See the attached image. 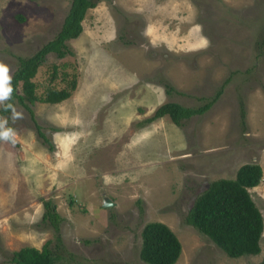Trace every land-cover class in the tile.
Here are the masks:
<instances>
[{"label": "rangeland", "instance_id": "374dc122", "mask_svg": "<svg viewBox=\"0 0 264 264\" xmlns=\"http://www.w3.org/2000/svg\"><path fill=\"white\" fill-rule=\"evenodd\" d=\"M70 1L0 0V62L9 76L18 56L53 38ZM82 26L68 41L75 55L56 60L76 63L74 94L33 106L48 140L18 103L0 118L15 133L0 141V264H13L14 250L41 248L53 238L41 221V199H51L64 219L57 264H147L139 249L149 221L163 222L177 235L182 248L175 264L259 262L264 136L252 131L247 103L256 93L264 96V46L259 52L256 42L264 31V0H98ZM227 78L218 102L184 128L169 117L143 122L164 102L201 104L200 97L212 96ZM223 107L229 120L219 123ZM13 109L19 118L13 119ZM218 123L221 132L227 124L221 140L212 128ZM251 162L263 173L248 189L263 217L261 252L233 258L184 218L208 182L234 178ZM104 197L113 204L103 206Z\"/></svg>", "mask_w": 264, "mask_h": 264}, {"label": "trees", "instance_id": "16d2710c", "mask_svg": "<svg viewBox=\"0 0 264 264\" xmlns=\"http://www.w3.org/2000/svg\"><path fill=\"white\" fill-rule=\"evenodd\" d=\"M98 0H71L61 26L53 38L44 42L29 56H18L16 68L11 73L10 99L0 107V118L9 115L18 103L30 114L37 134L47 141L40 125L34 118L35 103L57 104L70 98L78 85L79 72L75 62L56 60L74 56L68 44L77 38L82 30V21L88 9L94 8ZM19 20L24 17L19 15ZM258 51L264 46V31L259 35ZM53 55L55 60L48 61ZM247 70V72H249ZM228 78L212 96L200 97L202 103L189 107L175 101L164 102L143 122L148 124L160 118L169 117L178 127L195 116H203L218 102ZM172 87L167 84V93ZM238 114L241 129L246 127L244 100L238 98ZM12 107L8 108L7 105ZM165 114H168L165 116ZM164 115V116H163ZM1 141V139H0ZM262 168L256 162L241 165L234 178H218L207 183L197 193L184 218L186 224L206 235L229 257L257 255L261 252L260 240L263 232L262 214L252 199L249 188L255 187L262 179ZM43 213L41 221L53 231V238L46 240L41 248L23 246L10 253L13 264H57L61 260L63 242L60 225L64 220L51 199H41ZM72 200L69 204L72 205ZM139 258L147 264H175L181 254V242L174 231L160 221H149L141 229ZM255 264H264V256Z\"/></svg>", "mask_w": 264, "mask_h": 264}, {"label": "crops", "instance_id": "0c3cea01", "mask_svg": "<svg viewBox=\"0 0 264 264\" xmlns=\"http://www.w3.org/2000/svg\"><path fill=\"white\" fill-rule=\"evenodd\" d=\"M247 104H248L247 120L252 124V127H251L252 131L254 130V132L258 134L259 136H264V96L261 95L260 92L256 93L254 97L248 98ZM223 111L225 112V114H222V115L219 114L217 116V120L219 123L222 122L223 120H225V122L229 120L228 108L223 107ZM166 115L168 114H165V116ZM219 123L213 126L212 128L215 127L214 128L215 130L214 138L221 140L225 138L226 136L227 124H226L224 131L221 132V130H219L218 128Z\"/></svg>", "mask_w": 264, "mask_h": 264}, {"label": "clouds", "instance_id": "9594fccd", "mask_svg": "<svg viewBox=\"0 0 264 264\" xmlns=\"http://www.w3.org/2000/svg\"><path fill=\"white\" fill-rule=\"evenodd\" d=\"M11 76H9V68L3 62H0V103L10 99L11 93L13 91L10 81ZM11 108L12 105H7ZM20 113H16L13 109V119L19 118ZM7 120H0V139L11 140L13 139L15 133L11 127H6Z\"/></svg>", "mask_w": 264, "mask_h": 264}, {"label": "water", "instance_id": "95a60500", "mask_svg": "<svg viewBox=\"0 0 264 264\" xmlns=\"http://www.w3.org/2000/svg\"><path fill=\"white\" fill-rule=\"evenodd\" d=\"M112 204H113V202L109 198H107V197L103 198V203H102L103 206H110Z\"/></svg>", "mask_w": 264, "mask_h": 264}]
</instances>
